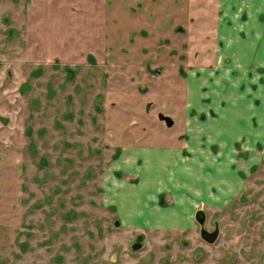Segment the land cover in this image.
<instances>
[{
    "label": "rangeland",
    "instance_id": "obj_1",
    "mask_svg": "<svg viewBox=\"0 0 264 264\" xmlns=\"http://www.w3.org/2000/svg\"><path fill=\"white\" fill-rule=\"evenodd\" d=\"M0 264H264V0H0Z\"/></svg>",
    "mask_w": 264,
    "mask_h": 264
},
{
    "label": "crops",
    "instance_id": "obj_2",
    "mask_svg": "<svg viewBox=\"0 0 264 264\" xmlns=\"http://www.w3.org/2000/svg\"><path fill=\"white\" fill-rule=\"evenodd\" d=\"M250 39H252V37ZM258 40L259 39H256V38L253 39L252 42H251L252 46H254L255 42L258 43ZM221 55L227 56V54L225 55L224 53H222ZM252 59H251V61H248L247 63L238 62L236 60V61H233L230 66L228 65V62H225V61H224L223 65H221V63H219L218 66L213 67L214 68L213 71L208 70V72H207L206 70H204V74H205L204 78H202V80L200 79V82H197L196 85L199 84L198 88L204 87V86H206L208 88V90L205 92L206 96H211V92H213V91L218 93L219 95H218L217 99H221V100H219V104H224L223 102H225V101H222V100L225 99L226 92L229 90V85L227 83V80H229L230 77H232L235 80H237V84H244L242 82H243V80H245L247 82V77H250L251 74H252V68L254 66L255 67H259V64L257 65V62L252 60ZM219 61H223V59L219 58ZM225 64H227L228 66H225ZM258 70H259V68H257V71ZM198 90L196 91L197 92L196 96H201L200 95L201 92L198 91ZM223 94H225V95L223 96ZM198 100H200V99H198ZM251 101H252L253 106H254V100H251ZM245 102L246 101H242L243 104H245ZM217 105H218V103L215 106L217 107ZM209 108H210V106L207 109H209ZM229 112L230 111H229L228 102H225L224 108L220 111V115L223 116V117H225V116L228 117ZM234 115H237V116L244 115V116H246L247 113L245 112L244 109H242V111L239 112V113L234 112ZM225 127H227V126H225ZM223 130L226 131L227 129L221 127L220 132L222 133ZM196 147L197 146H195L194 148H196ZM191 148H193V147L190 146V149ZM176 160H178V159H176ZM171 177L173 178V175ZM187 177H188L189 180H193L192 176H187ZM189 184H190V182H189Z\"/></svg>",
    "mask_w": 264,
    "mask_h": 264
},
{
    "label": "water",
    "instance_id": "obj_3",
    "mask_svg": "<svg viewBox=\"0 0 264 264\" xmlns=\"http://www.w3.org/2000/svg\"><path fill=\"white\" fill-rule=\"evenodd\" d=\"M167 127H170L173 123H172V120H170L169 118H163ZM203 215L201 212H197L196 213V221L198 224H202L203 223ZM200 235H201V238L202 240H204L205 242L211 244L213 242H215V240L217 239V236H218V232L217 231H214L212 233H209L205 230H201L200 232ZM139 248V244L138 242L133 246V249H138Z\"/></svg>",
    "mask_w": 264,
    "mask_h": 264
}]
</instances>
